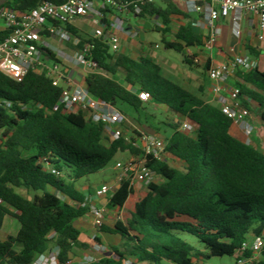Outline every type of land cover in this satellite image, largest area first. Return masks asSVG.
I'll list each match as a JSON object with an SVG mask.
<instances>
[{"label":"trees","instance_id":"16d2710c","mask_svg":"<svg viewBox=\"0 0 264 264\" xmlns=\"http://www.w3.org/2000/svg\"><path fill=\"white\" fill-rule=\"evenodd\" d=\"M42 1L62 2L6 0L1 7L22 13ZM145 14L160 17L162 35L169 31L171 15L186 19L174 41L163 40L165 48L182 51L203 44L190 16L175 3L164 8L148 4L139 16ZM6 34L0 30V40ZM73 46L80 49L82 44ZM41 50L44 60L59 63L49 48ZM88 59L94 66L84 84L95 98L137 111L143 104L138 92L146 91L149 103L174 114L165 149L183 163L179 169L166 161L147 160L161 180L147 185L124 223L101 227L119 235L122 244L114 250L116 258L98 264L128 259L136 264H201L211 256H233L250 236L263 235L264 152L231 135L232 119L165 78L150 55L133 59L111 52L104 39H94ZM236 76L240 105L251 111L256 104L264 120V71L253 66ZM61 89L43 72L29 71L20 81L0 73V99L10 102L9 107L0 106V228L5 216L20 224L15 235L0 240V264H31L52 248H57L55 264L70 261L78 245L74 221L90 209L76 182L104 168L118 152L140 153L123 135L103 143V124L88 121L81 112H65L59 103ZM184 121L195 126L192 133L180 129ZM131 193L129 183L121 181L107 205L121 208ZM180 232L193 235L205 249H196ZM256 264H264V253Z\"/></svg>","mask_w":264,"mask_h":264},{"label":"built area","instance_id":"2783aa9c","mask_svg":"<svg viewBox=\"0 0 264 264\" xmlns=\"http://www.w3.org/2000/svg\"><path fill=\"white\" fill-rule=\"evenodd\" d=\"M153 3V0H62L60 3L42 1L35 7L17 12L9 7H0V18L4 23L6 36L0 40V73L20 81L29 72L45 73L51 79L54 86L61 87L59 103L65 112H81L85 119L92 123H102L103 136L117 138L124 136L125 140L140 149V153L132 155L123 162L116 182L127 181L132 187L137 183L147 186L155 181L156 174L147 165L149 158L168 162L170 154L165 149L163 138L154 133H141L138 137L140 143L123 134L120 128L121 113L110 103L104 102L92 96L85 86L71 85L67 82L63 68L58 62L48 65L41 51L42 42L46 38L56 37L64 42H72L73 35L66 27L77 18L90 17L94 25L91 40L82 44V47L74 52L72 58L84 70L89 71L94 64L88 59V53L94 48V39H104L112 51L119 47V37L108 31L106 39L105 28L117 26L118 17L114 14H134L139 16L143 8ZM189 10L199 15L191 22L194 27H205L207 33L203 45L211 49L217 40L219 29L216 22L230 17L231 29L234 36L240 35V20L243 14L257 16L258 38H264V0H187ZM109 15V19L106 17ZM198 60H196L197 62ZM248 56L235 55L233 58L211 64L206 73L210 80L215 82L214 92L220 94L227 91L229 101L222 99L219 109L239 125L246 135L253 132V125L248 120L250 111L240 105L238 95L240 89L237 86L239 80L238 71L251 68ZM63 83V84H62ZM142 101H148L150 95L146 91L138 92ZM10 106V102L0 99V106ZM180 129L192 133L195 126L184 121ZM54 172V171H53ZM115 187L102 184L95 190L97 197H109ZM87 200V198H86ZM89 213L92 216V226L95 230L101 229L105 220L103 206H91ZM121 216L118 215V220ZM96 238L95 235L92 237ZM93 248L96 251L105 250L100 243L95 242ZM264 253V235L253 236L242 242L239 249L233 255V264H256ZM46 257L39 255L31 264H43ZM95 261L92 256H83L79 264H89ZM67 264H77L69 262Z\"/></svg>","mask_w":264,"mask_h":264},{"label":"crops","instance_id":"0c3cea01","mask_svg":"<svg viewBox=\"0 0 264 264\" xmlns=\"http://www.w3.org/2000/svg\"><path fill=\"white\" fill-rule=\"evenodd\" d=\"M170 2L175 3L182 11L190 16V23L199 17L198 14L189 10L187 0H153V5L164 8ZM129 15H132L138 21L135 24L131 23ZM117 17V26L115 28H111L109 25L106 26L105 36L103 37H106L108 31L119 37V47L116 52L124 53L133 59H138L146 54L150 55L160 66L161 74L165 78L181 86L190 93L198 96L204 102L209 103L217 108L220 107L222 99L229 101V94L227 91H224L220 94L214 92L215 82L210 80L206 73V69L209 65L227 61L233 58L235 55H241L248 56L250 58L252 67L256 66L259 70L264 71V38H258V19L256 15L243 14L240 20V35L238 37L234 36L232 33L230 17L218 20L216 25L219 29V33L212 48L206 49L203 44L188 47L182 51H178L182 54L181 58L174 57L170 53L166 52L168 49L165 48L163 40L168 42L174 41V35L178 30V27L186 22L184 16L171 15L169 31L164 35H162L158 30V28L163 26L158 15L145 14L144 16H137L134 14H119ZM88 20H91V18H77L69 24V26H71L75 31V33L71 31L73 35V41L67 43L65 42V50H58L60 55L63 57L61 58L65 59L64 62L61 61L62 59H59L50 49L55 58L59 60L67 82L71 85L79 84L80 86H85V74H83L82 82H80L79 78H77V74L73 70L72 64L73 62L76 63V61L72 58V53L79 49L75 48L73 45H76L79 42L83 44L91 39L94 29L98 27L91 21L93 30L91 35L89 34L85 37L82 33V25H78L77 22H85ZM192 27L196 33L202 34L204 42L205 35L207 33L205 27ZM3 29L4 23L0 18V30ZM153 31L158 33L160 36L159 40H154L152 38L151 33ZM50 39L51 38L44 39L42 42L43 46L47 47V44L49 45L48 41ZM42 52L44 53V51ZM196 60L198 61L196 62ZM49 61L50 60L46 58L48 65L54 62L52 61L49 63ZM118 76L120 79H122L123 75L119 73ZM142 103L143 104L141 108L149 104L148 101H143ZM115 108L121 113L122 116V121L119 126L122 129L123 134L133 140L136 144L140 143L138 136L141 133H154L160 136L157 127H153L147 122L142 121L139 116H137L136 119L130 116L124 107V103H117ZM248 120L253 125V132L250 135H246L242 131L241 127L234 122H232L229 132L235 138L258 148V146H261L264 141V120L260 118L259 114H256L253 111H250V117ZM165 137H163V139ZM110 139L111 137L104 135L103 143L108 144ZM261 151L264 152V150ZM129 155L131 156L130 153ZM169 158H171L174 162L181 164L183 167L182 161L174 159L171 155L168 157V160ZM116 176L117 174L109 183V185L114 187L117 186L118 183L116 182ZM160 180L161 179L156 176L155 181ZM102 184L104 183L92 185L88 178H82L76 182L75 185L76 188L87 198V204L90 207H104L105 220L103 226L107 228L114 227L116 221H121L124 223L130 217L131 211L134 209L136 199L144 196L147 192V186L137 183L132 186V193L129 195L123 207H110L107 205V200H104L107 197H97L95 195V190ZM118 215L121 216L120 220H118ZM4 224L7 226V229L5 230L2 229ZM74 226L79 231L78 245L74 248L73 258L67 263L73 262L79 264L83 256H92L95 258V261L89 264H98L100 261L106 258H116L114 250L120 248L122 244L121 237L103 229L95 230L92 226V216L90 215L89 211L81 218L75 220ZM19 227L20 224L17 219L11 216H5L0 228V240H5L9 235H15L19 230ZM93 235L96 236L95 239L92 238ZM251 238L252 236H250L248 239ZM95 242L103 245L105 250L96 251L93 248ZM56 252L57 248H52L47 253H45L44 255L46 259L43 264H55ZM122 264L135 263L132 261L130 262V259H128L123 261Z\"/></svg>","mask_w":264,"mask_h":264},{"label":"rangeland","instance_id":"374dc122","mask_svg":"<svg viewBox=\"0 0 264 264\" xmlns=\"http://www.w3.org/2000/svg\"><path fill=\"white\" fill-rule=\"evenodd\" d=\"M114 14L119 16L118 13L114 12ZM106 17L109 19L110 16L107 15ZM129 18L131 23L133 24H135L138 21L132 15H129ZM77 24L82 25V33L85 37L89 34L91 35V32L93 30V25L91 20L85 22L78 21ZM151 36L154 40L160 39V36L155 31L151 33ZM48 42L49 45L47 44V48L51 49L59 59H62L63 57L60 55L58 50H65L66 48L65 42L59 40L56 37H52ZM110 51L113 52L111 48ZM166 52L170 53L174 57L181 58L182 56L181 53L173 49H168ZM73 54L74 52L72 53V55ZM64 60L65 59H62L61 61L64 62ZM51 62L52 60L49 61V63ZM72 66H73V70L77 74V78H79L80 82H82L83 74H86L87 71L80 68L78 64H76L75 62H73ZM124 107L130 116L134 117L135 119L137 118V116H139L142 121L147 122L153 127H157L158 133L160 134L161 138L165 136L166 137L170 136L172 132V128L170 127V124L173 122L174 114L170 112L166 107L156 106L151 103L145 105L143 108H140L137 111L127 104H124ZM251 111H253L256 114H259L258 109L256 108V104L252 105ZM258 149L264 150V141L261 146H258ZM129 156L130 155L127 151L116 153L115 156L104 166V168H102L96 173H92L87 176L90 183L92 185L101 184V183L109 184L112 181V179L115 177V175L119 174L123 162H125V160L129 158ZM168 163L176 167L182 168L181 164L174 162L171 158H169ZM15 190L20 192L21 194H26L24 188H16ZM2 229L4 230L7 229L6 224H4ZM179 236L185 239L186 241H188L189 243H191L196 249L199 250L205 249L204 245L199 240H197L193 235L188 234L186 232H180ZM131 261L136 264L134 260L130 259V262ZM233 262H234L233 256L223 255V256H211L210 258L202 261L201 264H233Z\"/></svg>","mask_w":264,"mask_h":264},{"label":"water","instance_id":"95a60500","mask_svg":"<svg viewBox=\"0 0 264 264\" xmlns=\"http://www.w3.org/2000/svg\"><path fill=\"white\" fill-rule=\"evenodd\" d=\"M6 0H0V7L5 3ZM105 201L107 200V198L104 199Z\"/></svg>","mask_w":264,"mask_h":264}]
</instances>
